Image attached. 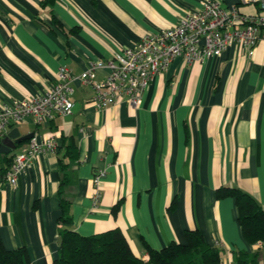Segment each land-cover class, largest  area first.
Instances as JSON below:
<instances>
[{
	"label": "crops",
	"instance_id": "obj_1",
	"mask_svg": "<svg viewBox=\"0 0 264 264\" xmlns=\"http://www.w3.org/2000/svg\"><path fill=\"white\" fill-rule=\"evenodd\" d=\"M204 1L0 0V107L44 95L61 68L80 75L91 62L174 27ZM241 11L255 15L258 8ZM105 74L99 72L97 80ZM74 88L71 115L10 130L17 128L22 137L34 133L38 140L55 137L59 150L41 155L16 185L5 172L30 140L0 154V236L6 249L25 248L27 264H53L64 229L62 198L72 230L93 236L119 229L143 259L146 245L160 250L198 230L221 249L223 264H236L239 252H260L264 264V244L257 249L246 240L235 200L216 196L220 187H235L264 208V42L252 57L231 47L205 63L174 60L138 108L123 102L99 111L91 87ZM100 170L106 172L103 197L94 207Z\"/></svg>",
	"mask_w": 264,
	"mask_h": 264
},
{
	"label": "built area",
	"instance_id": "obj_2",
	"mask_svg": "<svg viewBox=\"0 0 264 264\" xmlns=\"http://www.w3.org/2000/svg\"><path fill=\"white\" fill-rule=\"evenodd\" d=\"M248 5L256 6L258 13H243L241 7ZM261 42H264V0H238L233 7L205 0L199 11L186 13L174 27L146 35L134 46L107 60L91 62L80 75H74L69 68H61L56 84L44 95L3 104L0 107V139L22 123L30 121L39 126L71 115L75 106V83L93 89L92 104L99 111L123 102L138 108L151 83L166 73L174 60L182 58L188 64L205 63L221 57L231 47L252 57ZM101 71L106 74L98 81ZM58 150L55 137L42 140L33 137L26 150L14 155L5 178L9 184L16 185L19 176L41 155L55 154ZM105 175L106 172L100 170L94 177V207L101 203V180Z\"/></svg>",
	"mask_w": 264,
	"mask_h": 264
},
{
	"label": "trees",
	"instance_id": "obj_3",
	"mask_svg": "<svg viewBox=\"0 0 264 264\" xmlns=\"http://www.w3.org/2000/svg\"><path fill=\"white\" fill-rule=\"evenodd\" d=\"M77 148L71 147L73 158H77ZM67 179L61 183V188ZM218 199L231 197L238 208V221L246 240L258 248L264 244V208L250 194L235 187H220L216 191ZM64 225L61 232L59 257L53 264H223L222 251L209 244L198 230H188L185 242H173L167 247L155 250L146 245L148 259L134 254L123 232L110 230L93 236H82L72 230L69 204L61 198ZM118 205L114 208L116 211ZM260 252L253 254L239 252L236 264H260ZM25 248L8 250L0 236V264H27Z\"/></svg>",
	"mask_w": 264,
	"mask_h": 264
},
{
	"label": "water",
	"instance_id": "obj_4",
	"mask_svg": "<svg viewBox=\"0 0 264 264\" xmlns=\"http://www.w3.org/2000/svg\"><path fill=\"white\" fill-rule=\"evenodd\" d=\"M33 137H35L34 133L22 137L17 128L13 129L3 139H0V154H12L21 144L26 143Z\"/></svg>",
	"mask_w": 264,
	"mask_h": 264
}]
</instances>
